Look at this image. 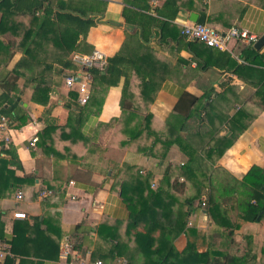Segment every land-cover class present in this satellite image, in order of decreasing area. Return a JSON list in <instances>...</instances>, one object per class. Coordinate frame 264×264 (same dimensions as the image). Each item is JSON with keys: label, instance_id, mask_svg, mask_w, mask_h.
<instances>
[{"label": "crops", "instance_id": "crops-1", "mask_svg": "<svg viewBox=\"0 0 264 264\" xmlns=\"http://www.w3.org/2000/svg\"><path fill=\"white\" fill-rule=\"evenodd\" d=\"M163 1L147 0V3L153 8ZM172 1L179 6L172 18L154 14L168 24L164 30L165 37H161L157 26H152V34L144 43L146 52L148 49L152 52L149 59L156 57L165 63V69L158 71L153 79L161 80L154 86L155 93L151 101L138 100L134 103L141 108V113H151L153 117L150 120L155 124L156 119L172 120L173 107L181 92L188 91L205 98L202 95L212 91L209 100L216 96V102L211 123L217 128L216 132L219 135L230 134L229 120L234 133L237 134L213 165L220 167V170H216L219 176L216 184L239 188L238 181L251 166L264 167V108L252 101L255 86L240 79L227 68L234 62L247 63L242 60L240 53L244 47L253 44L233 40L227 48L208 49L198 42L190 45L180 34L177 37H174V34L180 32L183 23L191 22L194 18L198 21L203 16L204 22L217 29H225L235 24L259 37L264 33V0ZM124 5L126 3L123 0H106L102 21L87 31L86 44L91 49L101 50L106 57L116 52L130 55L144 51L141 48L143 44L139 36L140 28L134 24H129L132 29L123 27V24H128L122 15ZM13 36L15 35L12 32L6 30L0 33V40L8 43ZM258 50L264 52V44ZM72 52L79 51L64 55L55 50L53 57L51 49L48 54L38 52L31 58L30 65L25 67L22 76L18 77L10 72L0 81V93L5 92L17 99L20 112L24 114L10 126L7 124L8 119L0 115V157L7 156L1 151V142L5 144L4 147L11 143L16 147L21 169L11 165H8V168L19 177L32 174L28 182L18 185L16 189L5 190L4 195L0 196V222H3V233L7 240L0 242L10 246L8 240L13 237V224L16 222L27 220L31 223L34 216L52 221V226L58 227L61 234L58 256L56 259H41L40 264H92L97 259L101 260L99 254L104 252L106 245L103 246V240L97 236V227L102 222L111 223L127 216L126 207L117 191V183L120 180L118 175H121L125 164H136L143 171H150L153 182L156 183L165 163H182L186 157L177 146L171 145L160 162L154 157L127 151L116 144L125 137L121 124L126 120L121 117L120 109L124 78H111L112 84L103 90L101 88L105 86L104 83L98 81L96 87L90 84L88 101L83 105L78 104L70 95L71 92L76 93L75 86L69 88L64 83L65 76L77 66L71 62L73 66L67 67L56 60L69 58ZM20 57V50H12L7 56L0 50V78L13 68ZM143 62L141 71L148 77L151 65ZM46 64H50L51 68H46ZM250 65L264 68L262 64ZM38 73L44 74L46 78L48 99L45 103L32 97L35 80L24 84L26 79L37 77ZM160 74L163 78H157ZM139 86H142V80L133 72L129 88L137 94ZM217 93H222L224 97L217 99ZM205 103L207 104V101ZM237 109L245 111V114L242 113L237 120L232 121L237 113L232 115ZM23 118H26L24 123ZM136 121L138 118L134 117L132 123ZM241 124H244L242 129ZM47 127L50 129L44 131ZM33 138L35 141L31 144ZM207 138L205 136V139ZM42 188L51 189L54 194L39 197L38 191ZM18 190L24 193L21 200L15 198ZM218 199L227 209L230 219L240 223L238 229L251 236L252 251H258L264 244V217L259 222L241 220V212L233 202V192ZM193 203L187 223L197 227V231L205 232L209 227L206 210L198 205L197 200ZM14 211L24 212L26 217L15 218ZM78 223H82V244L73 248L70 236L73 227ZM238 229L235 234L239 233ZM50 235L56 238L57 231ZM119 257L121 256L112 258L109 263H118ZM0 262L19 264L20 256L11 254L0 259Z\"/></svg>", "mask_w": 264, "mask_h": 264}, {"label": "trees", "instance_id": "trees-1", "mask_svg": "<svg viewBox=\"0 0 264 264\" xmlns=\"http://www.w3.org/2000/svg\"><path fill=\"white\" fill-rule=\"evenodd\" d=\"M123 1L126 5L122 9V15L126 23L140 28L139 36L143 44L140 46L144 51L130 55L116 52L107 57V63L102 69H88L93 77L90 84L96 87L98 81L104 83L106 87L103 86V90L112 84L111 78H124L120 109L121 117L126 120L121 124L125 137L116 142L121 148L162 162L165 151L174 145L186 157L182 163H165L156 183L153 182L150 171H143L136 164H125L121 175H118L120 180L117 191L126 207L127 216L111 223L102 222L97 227V236L103 240V246L106 245L104 252L99 254L102 262L110 264L112 258L123 256L126 264H252L256 260H261L260 264H264V244L258 251H252L250 235L243 236L247 246L240 253L231 247L234 232L240 223L230 219L227 209L218 199L233 192V202L241 212L240 219L259 222L264 217V167L251 166L238 181L239 188L216 184V179L219 180L216 170H220V167L213 165L237 134L229 120L230 134L219 135L216 132L217 128L211 123L216 102V96L209 100L212 91L204 93L202 96L205 98L188 91L181 92L173 107L172 120L156 119L155 124L150 120L153 115L147 111L141 113V108L134 103L153 99L154 86L161 80L153 79L158 71L165 69V63L156 57L149 59L152 52L150 49L146 52L147 47L144 45L152 34V26H157L161 37H165L164 30L168 24L154 14L172 18L179 6L172 0H164L153 8L148 5L147 0ZM105 7L106 0H0V33L9 30L15 35L8 43L0 40V50L6 56L12 50L22 52L19 61L10 71H6L0 81L10 72L18 77L22 76L25 67L30 65L31 58L41 51L48 54L51 49L52 57L55 50L64 55L71 51H92L86 44L85 37L91 26L102 21ZM198 22H204V17L201 16ZM179 34L184 38L181 29L174 37ZM187 41L190 45L198 42L204 48H214L197 40ZM240 55L247 63L234 62L227 70H232L237 77L255 86L252 101L264 108V68L250 65H264V52L255 49L253 45H247ZM56 60L67 67L73 66L70 57ZM143 61L151 65L148 77L141 71ZM48 67L51 68V65L46 64V68ZM133 72L142 80L137 94L129 88ZM37 75L26 79L24 84L35 80L32 97L45 103L48 99L46 78L42 73ZM157 78H163V75L160 74ZM217 94V99L224 97L222 93ZM70 95L76 100L77 92H71ZM242 113L245 114V111L237 109L232 115L236 114V119L233 117L232 121L237 120ZM0 115L8 119L7 124L10 126L24 114L20 112L17 99L1 92ZM134 117L138 121L132 123ZM25 121L26 118H23L22 123ZM242 128L244 124H241L240 129ZM49 129L47 127L44 131ZM205 136L208 138L205 139ZM1 146V151L7 156L0 157V196L4 195L3 191L16 189L18 185L28 182L32 176L31 173L26 174V177L14 175L8 165L21 169L16 147L11 143L4 147L2 142ZM203 193L206 194L203 208L206 210L209 229L201 233L195 227L188 226L187 220L193 202H199ZM43 224L44 227H41ZM81 226L82 223H78L73 227L70 236L73 248L82 244ZM54 231H57L56 238L50 235ZM12 232L13 237L8 240L9 249L13 255L20 256L19 264H40L41 259L57 258L61 234L58 227L52 226V221L34 216L31 223L27 220L14 223ZM180 233L186 236V241L178 248L174 240ZM0 241H7L3 233V222H0Z\"/></svg>", "mask_w": 264, "mask_h": 264}, {"label": "built area", "instance_id": "built-area-1", "mask_svg": "<svg viewBox=\"0 0 264 264\" xmlns=\"http://www.w3.org/2000/svg\"><path fill=\"white\" fill-rule=\"evenodd\" d=\"M181 34L186 40H197L207 46L219 49L227 48L229 42L233 40H241L248 44H253L258 38V35L254 32L235 24L225 29H217L206 22L198 21L183 23ZM70 60L77 68L71 71L69 75L65 76L64 83L69 88L75 86L77 92L76 101L78 104L83 105L88 101L90 96L89 87L92 77L88 69L91 67L102 69L107 63V57L101 50L95 48L88 53L72 52ZM34 141L35 138L31 140V144H33ZM53 194L54 191L48 188H42L38 191L39 197H48ZM23 196L24 193L21 190L16 191L15 198L17 200H21ZM205 201L206 194L203 193L200 196L198 205L203 208ZM13 216L19 219H24L26 217L25 213L20 211H14ZM11 254L8 243L0 242V259H3L5 256H10ZM1 263L2 262H0V264ZM92 264H102V261L97 259ZM119 264H126V260L122 259L119 261Z\"/></svg>", "mask_w": 264, "mask_h": 264}, {"label": "rangeland", "instance_id": "rangeland-1", "mask_svg": "<svg viewBox=\"0 0 264 264\" xmlns=\"http://www.w3.org/2000/svg\"><path fill=\"white\" fill-rule=\"evenodd\" d=\"M194 202L196 203V200ZM197 223H198V221H197ZM187 225H188V223H187ZM208 229L209 228L205 229V231L207 232ZM238 231H239V233H236V234L234 233L233 242L231 244V247L234 248L237 252L240 253V251H242L246 247V241L243 238V236L245 235L244 232L242 230H239V229H238ZM190 238H193V237L191 236ZM185 241H186V236H184V235H182V233H180L178 236L175 237L174 244L178 248H180V247H182L184 245ZM122 259H125V258L119 257L118 260H117L118 263L116 262V264H119V261H121ZM260 262H261V260H256L254 263H252V262L251 263L252 264H260Z\"/></svg>", "mask_w": 264, "mask_h": 264}, {"label": "water", "instance_id": "water-1", "mask_svg": "<svg viewBox=\"0 0 264 264\" xmlns=\"http://www.w3.org/2000/svg\"><path fill=\"white\" fill-rule=\"evenodd\" d=\"M193 21H197V19L194 18ZM118 24H120V23H118ZM123 27H125V28H131V29H132V25H129V24H123ZM263 44H264V33L261 34V35L257 38V40L253 43V47H254L255 49H259Z\"/></svg>", "mask_w": 264, "mask_h": 264}]
</instances>
